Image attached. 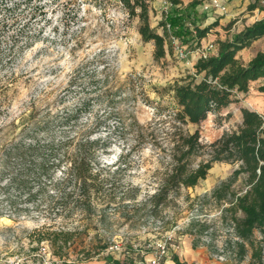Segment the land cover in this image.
Here are the masks:
<instances>
[{
    "label": "rangeland",
    "instance_id": "rangeland-1",
    "mask_svg": "<svg viewBox=\"0 0 264 264\" xmlns=\"http://www.w3.org/2000/svg\"><path fill=\"white\" fill-rule=\"evenodd\" d=\"M181 1L185 6L189 0ZM204 1L196 7L193 25L212 28L200 45L190 36L172 37V50L154 61L152 42L141 40L138 20L117 0H0V264H61L46 242H36L43 227L77 230L90 250L107 244L79 264H111L112 259L146 264L159 245L166 249L161 262L202 248L218 264L234 263L232 197L218 201L212 192L232 177L237 164L212 163L194 187L171 186L168 175L178 163L193 171L209 162L210 144L236 130L240 108L264 116V94L258 91L264 79L251 82L248 92L236 94L221 112L208 113L198 126L175 122L176 106L162 88L194 75L202 47L214 44L212 55L217 40L263 18L264 0H222L224 13L204 11ZM171 10L166 0H152L150 27L161 34L160 23ZM177 50L185 53L183 59ZM263 50L260 38L236 57L246 63ZM85 96L100 100L65 134L75 141L65 151L75 154L81 138L98 141L82 152L93 171L88 192L82 196L70 182L69 194L60 198L54 186L59 173L54 180L30 175L22 187L9 186L19 162L8 155L25 136L23 129ZM195 130L200 146L181 159L184 140ZM246 188L240 176L229 190L241 195ZM114 246L120 250L110 249ZM249 256L250 251L243 264ZM73 259L69 253L65 261Z\"/></svg>",
    "mask_w": 264,
    "mask_h": 264
},
{
    "label": "trees",
    "instance_id": "trees-1",
    "mask_svg": "<svg viewBox=\"0 0 264 264\" xmlns=\"http://www.w3.org/2000/svg\"><path fill=\"white\" fill-rule=\"evenodd\" d=\"M117 1L126 8L130 18L138 20L137 31L141 40L145 43L152 42L154 61L164 59L172 50V37L190 36L199 46L212 28L193 25L196 7L202 0H189L185 6L181 0H166L172 10L160 23L161 34L150 27L149 11L152 0ZM255 6L253 4L250 10ZM186 23L192 28L186 26ZM263 37L264 17L229 38L217 40V52L199 58L193 66V76L175 80L163 87L162 91L171 94L176 106L173 113L175 122L198 126L208 113L221 112L234 101L236 94L248 92L251 82L264 79V50L257 52L247 63L236 57L239 51ZM71 84L75 85L76 82ZM261 84L258 91L264 94V81ZM97 99L100 100L99 96H85L76 105L62 107L52 114L31 120L29 126L23 129L25 136L11 147L8 155L9 159L13 157L19 162L15 173L9 179V186L22 187L30 175L39 180H54V176L59 173L60 179L55 181L54 186L60 198L69 194L65 186L70 182H74L76 190H80L82 196L87 193V179L93 171L82 152L87 148L97 147L98 141L90 138L77 140V152L70 156L65 150L75 141L65 134L69 133L72 125L81 119L85 109ZM240 117L241 121L236 130L225 131L210 144L209 162L202 163L193 171H189L185 163H178L169 172L168 182L174 187H194L200 179L205 178L212 163L219 161L237 164L232 177L216 188L212 195L218 201L232 197L230 210L233 213L232 225L237 239L234 243L236 258L233 264H243L249 251L248 264H264V116L250 109L240 108ZM198 140L199 132L195 130L184 140L186 150L181 159H188L193 154L200 146ZM240 176L244 178L247 188L244 194L236 195L229 188ZM237 213L241 216H237ZM36 232V242H46L51 254L62 260L61 264L88 262L107 248V244H104L96 245L90 250L77 230H50L43 227ZM255 232L260 235L259 239L255 238ZM79 246L81 248L76 252ZM69 253H74L75 259L66 263ZM173 261L180 264L176 257H173ZM111 264L122 263L112 259Z\"/></svg>",
    "mask_w": 264,
    "mask_h": 264
},
{
    "label": "built area",
    "instance_id": "built-area-1",
    "mask_svg": "<svg viewBox=\"0 0 264 264\" xmlns=\"http://www.w3.org/2000/svg\"><path fill=\"white\" fill-rule=\"evenodd\" d=\"M201 6H202L204 11L208 10V8H209V9H212V10L218 12V13L226 12V6L222 2V0H207V1H204ZM214 47H215L214 44H211V43L207 44L206 47H202L203 51L201 52L199 58H201V57L204 58V57L208 56L209 55L208 53L210 51H213ZM177 55L180 59H183L185 57V53L182 50H177ZM110 249H114L116 251L120 250V248L118 246H114L113 248H110ZM165 250L166 249H165L164 245H159L155 256L150 258L146 262V264H161V259L165 256Z\"/></svg>",
    "mask_w": 264,
    "mask_h": 264
},
{
    "label": "crops",
    "instance_id": "crops-1",
    "mask_svg": "<svg viewBox=\"0 0 264 264\" xmlns=\"http://www.w3.org/2000/svg\"><path fill=\"white\" fill-rule=\"evenodd\" d=\"M177 259H178L177 261L180 264H218L219 263L216 262V260H214L213 258H211V256H209L206 250L202 248L191 249V252L183 255L180 254ZM163 264H176V262L171 259H166L163 261Z\"/></svg>",
    "mask_w": 264,
    "mask_h": 264
}]
</instances>
